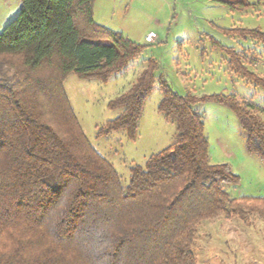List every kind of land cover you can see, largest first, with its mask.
Wrapping results in <instances>:
<instances>
[{
  "label": "trees",
  "instance_id": "16d2710c",
  "mask_svg": "<svg viewBox=\"0 0 264 264\" xmlns=\"http://www.w3.org/2000/svg\"><path fill=\"white\" fill-rule=\"evenodd\" d=\"M0 33V264H196L201 222L250 216L264 223V197L230 199L239 177L210 164L199 102L227 107L248 154L264 162V123L234 96L197 99L155 81L150 59L132 86L109 102L120 113L100 135L133 140L157 85V112L175 125L174 142L130 168L122 186L113 165L84 136L63 89L65 78L105 83L144 46L93 21L95 0H19ZM264 43V33L243 30ZM229 63L244 72L238 56ZM245 73V72H244ZM255 79V78H254ZM264 90V80L255 79Z\"/></svg>",
  "mask_w": 264,
  "mask_h": 264
},
{
  "label": "rangeland",
  "instance_id": "374dc122",
  "mask_svg": "<svg viewBox=\"0 0 264 264\" xmlns=\"http://www.w3.org/2000/svg\"><path fill=\"white\" fill-rule=\"evenodd\" d=\"M19 0H0V33L18 14ZM93 21L129 41L144 46L127 69L103 83L69 74L63 89L78 124L93 149L117 172L127 186L130 168L143 167L152 155L174 142L175 125L157 112L162 97L157 85L146 99L133 140L125 131L100 135L120 110L109 102L128 90L152 60L159 78L180 96L200 99L234 96L252 106L264 123V43L242 31L264 33V0H95ZM152 32L154 44H144ZM229 48L238 56L244 72L229 63ZM255 78V79H254ZM251 108V107H250ZM210 164H226L239 177L236 186H224L230 199L264 197V162L246 152L245 138L235 115L211 101L199 102ZM196 264H264V223L255 216L247 222L216 218L200 223L193 239Z\"/></svg>",
  "mask_w": 264,
  "mask_h": 264
},
{
  "label": "built area",
  "instance_id": "2783aa9c",
  "mask_svg": "<svg viewBox=\"0 0 264 264\" xmlns=\"http://www.w3.org/2000/svg\"><path fill=\"white\" fill-rule=\"evenodd\" d=\"M156 41H157V36L152 32H149L144 37V44H146V45L154 44Z\"/></svg>",
  "mask_w": 264,
  "mask_h": 264
}]
</instances>
